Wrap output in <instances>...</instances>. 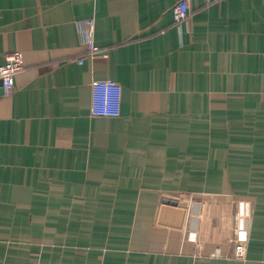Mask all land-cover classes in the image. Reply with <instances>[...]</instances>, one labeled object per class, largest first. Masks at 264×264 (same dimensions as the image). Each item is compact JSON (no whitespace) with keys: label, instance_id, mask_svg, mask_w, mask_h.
Returning a JSON list of instances; mask_svg holds the SVG:
<instances>
[{"label":"crops","instance_id":"0c3cea01","mask_svg":"<svg viewBox=\"0 0 264 264\" xmlns=\"http://www.w3.org/2000/svg\"><path fill=\"white\" fill-rule=\"evenodd\" d=\"M176 1L0 0V64L25 67L0 96V264H264V0H189L179 25ZM84 17L108 54L78 63ZM103 78L118 116L90 113ZM196 159L207 188L183 185ZM177 187L252 201L245 260L193 256L161 213Z\"/></svg>","mask_w":264,"mask_h":264},{"label":"built area","instance_id":"2783aa9c","mask_svg":"<svg viewBox=\"0 0 264 264\" xmlns=\"http://www.w3.org/2000/svg\"><path fill=\"white\" fill-rule=\"evenodd\" d=\"M188 2L189 0H177L171 6L175 24L179 25L190 15ZM94 24L93 17H84L77 22V32L84 49L83 55L77 58L78 63H82V56L85 54L101 57L108 54L107 48H101L94 42ZM24 68L21 50L16 49L5 56V61L0 64V96H8L13 92L15 76ZM90 83L92 88L90 113L100 117L118 116L121 84L110 78L94 79ZM199 196L207 199L202 200ZM159 198L163 212L167 206L168 214H164L166 218H173L177 209L178 211L183 209L184 215L181 217L179 230L182 241L191 245L193 256L245 260L252 219V201L248 197H239L228 191L219 193L212 190L175 189L160 191ZM214 215L218 223L220 222L222 230L223 237L219 241L211 240L212 237L209 236V222L210 219L213 220Z\"/></svg>","mask_w":264,"mask_h":264},{"label":"rangeland","instance_id":"374dc122","mask_svg":"<svg viewBox=\"0 0 264 264\" xmlns=\"http://www.w3.org/2000/svg\"><path fill=\"white\" fill-rule=\"evenodd\" d=\"M203 159H196V163L195 164H192L194 167H196L197 169V172L199 174H196V173H192L190 174L188 177H187V181L183 184L185 185L186 187L188 188H191V187H198V188H207L206 186V183H207V177H206V174L204 173V167H203ZM208 176V175H207ZM206 187H205V186ZM208 185H210V179H208ZM196 187V188H197ZM179 189V187H177ZM219 193H226V192H219ZM200 199L204 200V199H207L205 197H200ZM180 212L181 214V217H183L184 215V211L183 209H180L178 211V209L175 211V213L173 214V218L176 219L178 217V213Z\"/></svg>","mask_w":264,"mask_h":264},{"label":"water","instance_id":"95a60500","mask_svg":"<svg viewBox=\"0 0 264 264\" xmlns=\"http://www.w3.org/2000/svg\"><path fill=\"white\" fill-rule=\"evenodd\" d=\"M165 201L166 200H163V202H165ZM173 204L175 205V202H173ZM162 212H163V210H161V213ZM167 219L170 220V222L169 221H165L166 224L171 225V226H174V227H176V226L177 227H180L181 221H182L180 212L178 213L177 220L174 219V218H167Z\"/></svg>","mask_w":264,"mask_h":264},{"label":"trees","instance_id":"16d2710c","mask_svg":"<svg viewBox=\"0 0 264 264\" xmlns=\"http://www.w3.org/2000/svg\"><path fill=\"white\" fill-rule=\"evenodd\" d=\"M194 190V189H193Z\"/></svg>","mask_w":264,"mask_h":264}]
</instances>
